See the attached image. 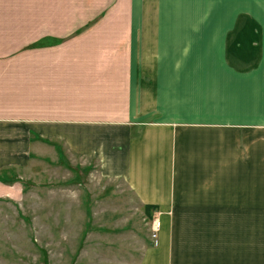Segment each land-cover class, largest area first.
<instances>
[{"label":"crops","instance_id":"1","mask_svg":"<svg viewBox=\"0 0 264 264\" xmlns=\"http://www.w3.org/2000/svg\"><path fill=\"white\" fill-rule=\"evenodd\" d=\"M59 148L160 212L140 264L233 258L220 231L264 221V0H0V196Z\"/></svg>","mask_w":264,"mask_h":264},{"label":"rangeland","instance_id":"2","mask_svg":"<svg viewBox=\"0 0 264 264\" xmlns=\"http://www.w3.org/2000/svg\"><path fill=\"white\" fill-rule=\"evenodd\" d=\"M223 85L208 111L221 109L236 92ZM180 105L177 117L195 115L187 104ZM35 164L22 173L16 199L0 196V264L141 263L146 247L155 243L151 232L160 212L148 213L126 181L103 178L97 159L64 151ZM220 232L218 242L232 238L234 252L217 264H264V221L250 222V241Z\"/></svg>","mask_w":264,"mask_h":264},{"label":"built area","instance_id":"3","mask_svg":"<svg viewBox=\"0 0 264 264\" xmlns=\"http://www.w3.org/2000/svg\"><path fill=\"white\" fill-rule=\"evenodd\" d=\"M161 221L159 220V218H156L154 221V226H153V231H152V237H153V241L155 242L154 244H157L158 242V236H159V232L161 229Z\"/></svg>","mask_w":264,"mask_h":264},{"label":"trees","instance_id":"4","mask_svg":"<svg viewBox=\"0 0 264 264\" xmlns=\"http://www.w3.org/2000/svg\"><path fill=\"white\" fill-rule=\"evenodd\" d=\"M59 152H62L61 148H59ZM146 207H147V209H148V213H149L152 209L155 208V206H150V205H147Z\"/></svg>","mask_w":264,"mask_h":264}]
</instances>
